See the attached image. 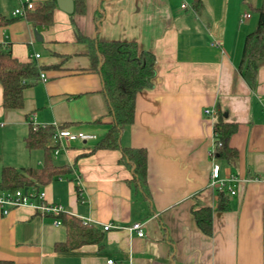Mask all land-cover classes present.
Wrapping results in <instances>:
<instances>
[{
	"label": "crops",
	"instance_id": "crops-1",
	"mask_svg": "<svg viewBox=\"0 0 264 264\" xmlns=\"http://www.w3.org/2000/svg\"><path fill=\"white\" fill-rule=\"evenodd\" d=\"M31 1L37 6L46 0ZM261 2L203 0L198 14L191 0H86L84 14L72 15L56 5L54 23L35 26L13 13L25 8L24 0H0V43L10 45L21 61H35L41 68L39 81L24 89L21 108L3 106L0 83V177L4 166L43 165L44 150L25 144L33 115L39 125L67 124L73 131L94 134L87 141H58L53 158L67 172L40 189L48 201L62 204L65 212L103 233L101 246L60 252L54 244L66 238V228L56 225L52 215L31 206L15 207L7 215L0 209V259L264 264V180L256 178L264 176V65L253 87L236 74L245 36L257 25L251 10L256 12ZM98 12L103 14L100 23ZM76 29L91 38L136 41L156 58L153 85L137 94L134 122L120 136L122 146L147 150L144 189L133 180L120 149L92 151L113 117L102 76L91 68L89 46L78 40ZM219 114L238 122L230 137L238 156L234 161L217 158L223 176H236L230 182L235 193L229 192L230 209L214 210L212 233L206 234L192 208L196 203L217 206L209 179ZM134 222L142 223L144 236L132 230Z\"/></svg>",
	"mask_w": 264,
	"mask_h": 264
},
{
	"label": "trees",
	"instance_id": "trees-1",
	"mask_svg": "<svg viewBox=\"0 0 264 264\" xmlns=\"http://www.w3.org/2000/svg\"><path fill=\"white\" fill-rule=\"evenodd\" d=\"M192 8L200 14L203 12V0H191ZM55 0L40 2L33 9H28L24 17L35 26H50L54 23ZM86 12V0H74V14ZM257 25L248 32L244 39L242 56L236 70L248 84L253 87L258 68L264 65V0L256 8ZM99 23L103 14L95 15ZM3 24V20H0ZM99 29V27H98ZM78 40L89 46L91 68L98 71L103 80V91L106 95L109 113L113 120L104 136L92 147L97 149H120L122 160L133 170V180L143 189L147 183L148 160L147 150L142 147H125L120 144L124 126L134 122L137 94L153 85L156 75V58L146 49H141L133 40H101L98 35L91 38L76 29ZM40 66L35 61H21L12 53L10 45L0 43V83L3 88L2 103L6 108H21L24 105V89L37 83L40 79ZM67 124L59 128H66ZM238 128V122L224 120L219 114L214 124L216 158L234 161L238 156L237 149L230 144V137ZM57 127L52 124L34 125L25 137L26 147L30 150L42 148L44 161L41 167H24L18 169L4 166L0 177V189L13 191L18 188L39 189L53 179L67 172L66 165H58L53 158L59 147L55 139ZM217 206H204L196 203L192 208L195 221L206 234L212 233L213 212L230 209V194L227 189L217 192ZM66 228V238L54 244V250L60 252L74 251L85 244L101 246L103 233L94 224L85 223L76 215L64 212L60 215ZM0 264H37L21 263L9 259H0Z\"/></svg>",
	"mask_w": 264,
	"mask_h": 264
},
{
	"label": "built area",
	"instance_id": "built-area-1",
	"mask_svg": "<svg viewBox=\"0 0 264 264\" xmlns=\"http://www.w3.org/2000/svg\"><path fill=\"white\" fill-rule=\"evenodd\" d=\"M25 8H16L14 10L15 15H25V11L28 9H33L34 3L31 0H24ZM186 7L187 5L184 3L182 5ZM244 17H249V13H244ZM36 56L38 57L39 54L37 53ZM41 78L45 80V76L41 73ZM205 112L207 114H212L210 109H206ZM31 123L38 126L39 124L35 122V115L31 116ZM215 136V132H214ZM95 137L94 134L86 133L83 131H73L69 128H57V132L55 134V139L59 142L65 140L68 143L71 141L76 140H84L87 141L89 139H93ZM217 144L214 139L213 147L210 150V158H211V174L209 179V185L214 189L216 192L223 191L227 189L228 192L231 194L235 193V190L230 185L231 181L236 179V176L231 174L228 176H223L221 173V165L217 161L215 153L217 151ZM59 148L54 151L55 154H58ZM257 179H263L264 176L256 177ZM18 206H31L33 207L38 213L42 215H52L54 217V223L56 225H60L61 219L60 215L65 212V208L62 204L51 202L46 199V193L43 189H24L18 188L13 191L6 190L0 196V209L3 215H7L11 209L18 207ZM110 225H105V229H109ZM132 230L136 232L138 236H144V230L142 228L141 222H134L131 225ZM109 264H114L113 259L108 260Z\"/></svg>",
	"mask_w": 264,
	"mask_h": 264
},
{
	"label": "water",
	"instance_id": "water-1",
	"mask_svg": "<svg viewBox=\"0 0 264 264\" xmlns=\"http://www.w3.org/2000/svg\"><path fill=\"white\" fill-rule=\"evenodd\" d=\"M56 5L67 13H73L74 11V0H55ZM35 35L37 40H42L39 32L35 30Z\"/></svg>",
	"mask_w": 264,
	"mask_h": 264
},
{
	"label": "rangeland",
	"instance_id": "rangeland-1",
	"mask_svg": "<svg viewBox=\"0 0 264 264\" xmlns=\"http://www.w3.org/2000/svg\"><path fill=\"white\" fill-rule=\"evenodd\" d=\"M251 13L253 14V18H256V20H257V14H256V12H254V11L251 10Z\"/></svg>",
	"mask_w": 264,
	"mask_h": 264
}]
</instances>
